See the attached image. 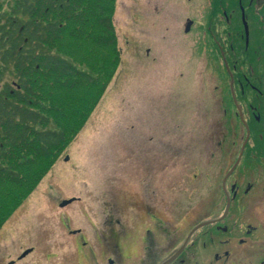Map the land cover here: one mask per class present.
Masks as SVG:
<instances>
[{
  "label": "flooded vegetation",
  "instance_id": "af4514ba",
  "mask_svg": "<svg viewBox=\"0 0 264 264\" xmlns=\"http://www.w3.org/2000/svg\"><path fill=\"white\" fill-rule=\"evenodd\" d=\"M169 1L161 2L167 10ZM193 2L174 4L195 6V14L182 21L184 32L193 35L199 29L196 45L206 40L202 47L219 54L231 89V97L224 98L233 109L224 110V116L233 112L239 123L212 144L221 152L209 163L216 177L214 191L201 199L196 188L185 190L183 183L169 190L167 160L155 157L144 161L145 176L126 212L114 190L66 195L51 188L64 187L61 180L39 190L43 178L3 217L0 264H264V97H259L264 91L258 87L261 74L251 63L261 34L248 13L249 2L239 0L243 31L234 37L241 43L244 38L241 59L246 69L236 76L228 59L232 0H204L207 14L200 21L201 5ZM198 169L194 178L202 172Z\"/></svg>",
  "mask_w": 264,
  "mask_h": 264
},
{
  "label": "rangeland",
  "instance_id": "374dc122",
  "mask_svg": "<svg viewBox=\"0 0 264 264\" xmlns=\"http://www.w3.org/2000/svg\"><path fill=\"white\" fill-rule=\"evenodd\" d=\"M162 1L116 0L114 24L122 49L121 64L83 127L75 136L68 131L69 143L39 190L53 179L57 183L61 180L64 187L54 186L52 190L69 192L66 195L78 190H114L120 210L126 212L129 199L145 176L144 161L154 157L167 160L169 190L183 183L185 190L196 188L202 199L213 189L216 177L209 171V163L221 152L212 144L239 124L233 112L228 117L223 112L233 111L224 98L231 97L229 77L219 54L209 46L202 47L206 40L196 45L199 29L193 35L184 32L182 21L195 14V6H180L170 0L167 10ZM203 1L193 2L201 5L198 21L207 14ZM247 1L249 16L261 34L257 37L258 53L251 63L261 74L263 83L258 87L264 91V0ZM234 2L232 36L236 27L243 31L238 0ZM16 4L17 0H0V16L11 13ZM235 41L243 48L240 40ZM231 50L228 59L238 76L246 69L242 49ZM0 73L1 90L5 83L12 84L14 74L11 67L6 69L1 63ZM95 92L96 87L86 88L80 96L72 97V105L77 109L88 103L93 98L89 95ZM259 97H264V92ZM70 116L77 121L78 110ZM198 168L202 172L194 178Z\"/></svg>",
  "mask_w": 264,
  "mask_h": 264
},
{
  "label": "trees",
  "instance_id": "16d2710c",
  "mask_svg": "<svg viewBox=\"0 0 264 264\" xmlns=\"http://www.w3.org/2000/svg\"><path fill=\"white\" fill-rule=\"evenodd\" d=\"M16 5L0 16V63L14 74L0 90V223L43 180L67 147L68 131L75 136L83 127L122 61L116 0ZM235 40L233 49H242ZM88 87L97 92L76 109L72 97Z\"/></svg>",
  "mask_w": 264,
  "mask_h": 264
},
{
  "label": "water",
  "instance_id": "95a60500",
  "mask_svg": "<svg viewBox=\"0 0 264 264\" xmlns=\"http://www.w3.org/2000/svg\"><path fill=\"white\" fill-rule=\"evenodd\" d=\"M244 22H245V21H244ZM190 24H191V22L189 23L187 30L190 28ZM245 25H246V22H245ZM246 30L248 31L247 26H246Z\"/></svg>",
  "mask_w": 264,
  "mask_h": 264
}]
</instances>
